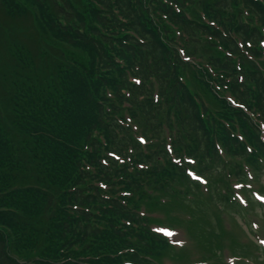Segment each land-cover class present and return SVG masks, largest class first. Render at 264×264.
Wrapping results in <instances>:
<instances>
[{"label":"trees","instance_id":"obj_1","mask_svg":"<svg viewBox=\"0 0 264 264\" xmlns=\"http://www.w3.org/2000/svg\"><path fill=\"white\" fill-rule=\"evenodd\" d=\"M0 3V264L183 260L164 222L224 264L235 184L264 193V0Z\"/></svg>","mask_w":264,"mask_h":264},{"label":"rangeland","instance_id":"obj_2","mask_svg":"<svg viewBox=\"0 0 264 264\" xmlns=\"http://www.w3.org/2000/svg\"><path fill=\"white\" fill-rule=\"evenodd\" d=\"M1 6V3H0ZM262 184H264V176L259 180ZM248 184L250 186H254V189H258L259 183L257 181L250 182ZM238 185L235 184L234 189L235 191H241L240 188H237ZM248 186V188H251ZM250 194V189L248 190ZM248 202V197L244 195L241 191L239 192ZM252 194L256 197H260L261 200L264 201V197L260 195L258 191H252ZM252 207L249 210H244L243 215L242 213H233L231 216H228L226 213L223 214V223H224V238L221 240V250L222 253L221 258L219 261L225 264H264V246L261 245L259 240L264 241V207L261 205L254 204L252 202ZM241 205L248 206V203H242ZM248 208V207H246ZM159 217L161 215L159 214ZM203 217V216H202ZM244 217V218H243ZM164 218V215H163ZM155 229H160L161 231L165 230L167 233L171 235V242L172 246L175 248L176 254H181V258L183 260H177L168 258L163 261V264H203L209 258L208 252L204 251L201 247H199V242L195 239L193 233H189V229L180 225V226H171L168 223L164 222V225L154 226ZM200 231L202 229L200 228ZM233 242H254L261 246L262 250H255L253 253L244 257L239 251H236L238 255L231 254L230 246ZM243 243H241L242 245ZM250 252V251H249ZM206 256L203 257V254ZM209 255L213 256L212 252H209ZM240 256L241 258H237ZM209 264H216V263H209Z\"/></svg>","mask_w":264,"mask_h":264}]
</instances>
